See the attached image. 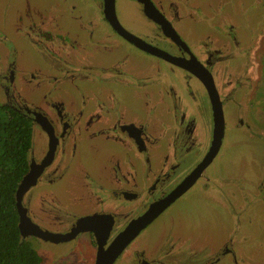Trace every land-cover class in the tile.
<instances>
[{"label":"flooded vegetation","instance_id":"af4514ba","mask_svg":"<svg viewBox=\"0 0 264 264\" xmlns=\"http://www.w3.org/2000/svg\"><path fill=\"white\" fill-rule=\"evenodd\" d=\"M263 37L264 0H0L40 264H264Z\"/></svg>","mask_w":264,"mask_h":264},{"label":"trees","instance_id":"16d2710c","mask_svg":"<svg viewBox=\"0 0 264 264\" xmlns=\"http://www.w3.org/2000/svg\"><path fill=\"white\" fill-rule=\"evenodd\" d=\"M28 128L14 114L0 111V264H40L30 243L20 239L14 203L25 170Z\"/></svg>","mask_w":264,"mask_h":264},{"label":"rangeland","instance_id":"374dc122","mask_svg":"<svg viewBox=\"0 0 264 264\" xmlns=\"http://www.w3.org/2000/svg\"><path fill=\"white\" fill-rule=\"evenodd\" d=\"M6 12H9V7L6 9ZM257 62L259 65V73L258 80L256 82V86L251 96V100L249 102L248 107V115L252 123L256 124L260 130L264 131V37L260 44V49L257 53ZM33 247V246H32ZM34 248V247H33ZM36 250V253L41 259L43 252L45 250L43 248H39ZM49 254V253H47ZM41 264H46L42 262ZM56 264H68L67 262H57ZM70 264V263H69Z\"/></svg>","mask_w":264,"mask_h":264},{"label":"water","instance_id":"95a60500","mask_svg":"<svg viewBox=\"0 0 264 264\" xmlns=\"http://www.w3.org/2000/svg\"><path fill=\"white\" fill-rule=\"evenodd\" d=\"M245 109H246L245 102L242 105H237V112L239 114L243 115V113H245ZM220 134L221 132L218 131L216 134L217 138L220 137ZM29 173L30 171L28 170L26 175H28ZM26 175L23 176L22 180L19 181L14 191V203H15V210L17 213V228L20 239H22L27 235H36V236L39 235L38 231H36V227H34L33 224L29 223L28 218L22 214L21 212L22 210L20 209V205H19V195L22 192V190H24L25 187H27L28 185V181L27 179H25ZM113 255H114V251L112 250L109 252V257L107 261L108 260L110 261Z\"/></svg>","mask_w":264,"mask_h":264}]
</instances>
